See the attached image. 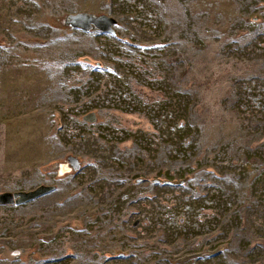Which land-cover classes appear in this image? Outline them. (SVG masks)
I'll return each instance as SVG.
<instances>
[{
	"label": "rangeland",
	"instance_id": "1",
	"mask_svg": "<svg viewBox=\"0 0 264 264\" xmlns=\"http://www.w3.org/2000/svg\"><path fill=\"white\" fill-rule=\"evenodd\" d=\"M42 185L0 264H264V0H0V193Z\"/></svg>",
	"mask_w": 264,
	"mask_h": 264
},
{
	"label": "water",
	"instance_id": "2",
	"mask_svg": "<svg viewBox=\"0 0 264 264\" xmlns=\"http://www.w3.org/2000/svg\"><path fill=\"white\" fill-rule=\"evenodd\" d=\"M69 25L80 28L82 30H90L93 26L105 32H113L112 26L115 20L108 16L92 17L82 13L70 15L68 18ZM69 161L75 169L80 168V163L76 157H69ZM54 190L52 185H42L34 190L30 191H19V192H3L0 193V204L13 205L23 204L32 201L40 196L50 193Z\"/></svg>",
	"mask_w": 264,
	"mask_h": 264
},
{
	"label": "bare ground",
	"instance_id": "3",
	"mask_svg": "<svg viewBox=\"0 0 264 264\" xmlns=\"http://www.w3.org/2000/svg\"><path fill=\"white\" fill-rule=\"evenodd\" d=\"M68 170H70V166L69 165H65V164H62V167H61V173L62 174H65Z\"/></svg>",
	"mask_w": 264,
	"mask_h": 264
}]
</instances>
